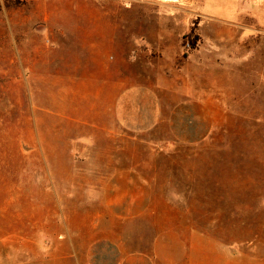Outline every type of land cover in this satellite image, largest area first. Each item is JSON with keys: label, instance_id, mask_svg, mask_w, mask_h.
<instances>
[{"label": "rangeland", "instance_id": "1", "mask_svg": "<svg viewBox=\"0 0 264 264\" xmlns=\"http://www.w3.org/2000/svg\"><path fill=\"white\" fill-rule=\"evenodd\" d=\"M11 1L0 264H92L97 239L149 253L161 232L181 264H264V5ZM126 171L150 211L123 224L105 203Z\"/></svg>", "mask_w": 264, "mask_h": 264}, {"label": "crops", "instance_id": "2", "mask_svg": "<svg viewBox=\"0 0 264 264\" xmlns=\"http://www.w3.org/2000/svg\"><path fill=\"white\" fill-rule=\"evenodd\" d=\"M19 1H47V0H19ZM264 0L247 4L246 0L240 14L254 15L260 19L263 12H259L257 6L264 5ZM244 7V8H243ZM183 98V95L181 96ZM187 98V96H184ZM189 97V96H188ZM158 106H161L158 102ZM160 112V110H159ZM125 180L115 182L107 202L105 203L108 214L126 224L134 219L144 218L150 211V187L142 180L136 185L132 179L131 171L124 172ZM121 174V173H119ZM149 195V196H148ZM182 242L172 232H161L156 234L150 247V252L128 250L121 241L110 239H97L91 248L90 258L92 264H181Z\"/></svg>", "mask_w": 264, "mask_h": 264}, {"label": "trees", "instance_id": "3", "mask_svg": "<svg viewBox=\"0 0 264 264\" xmlns=\"http://www.w3.org/2000/svg\"><path fill=\"white\" fill-rule=\"evenodd\" d=\"M11 2H13L14 4H24L25 2L23 1H19V0H12ZM194 44V42H193Z\"/></svg>", "mask_w": 264, "mask_h": 264}, {"label": "bare ground", "instance_id": "4", "mask_svg": "<svg viewBox=\"0 0 264 264\" xmlns=\"http://www.w3.org/2000/svg\"><path fill=\"white\" fill-rule=\"evenodd\" d=\"M167 2H168V0H167Z\"/></svg>", "mask_w": 264, "mask_h": 264}]
</instances>
